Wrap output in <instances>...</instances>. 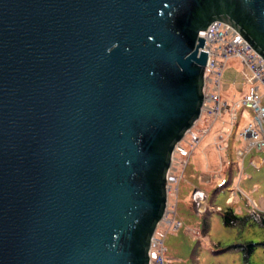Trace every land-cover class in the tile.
Returning a JSON list of instances; mask_svg holds the SVG:
<instances>
[{
    "label": "water",
    "instance_id": "1",
    "mask_svg": "<svg viewBox=\"0 0 264 264\" xmlns=\"http://www.w3.org/2000/svg\"><path fill=\"white\" fill-rule=\"evenodd\" d=\"M216 21L264 59V0H0V264H151Z\"/></svg>",
    "mask_w": 264,
    "mask_h": 264
},
{
    "label": "built area",
    "instance_id": "2",
    "mask_svg": "<svg viewBox=\"0 0 264 264\" xmlns=\"http://www.w3.org/2000/svg\"><path fill=\"white\" fill-rule=\"evenodd\" d=\"M199 36L205 40L204 48L208 53V60L204 73V103L201 116L196 124L186 133L182 141L176 146L172 157V164L167 175L168 181V206L166 214L157 228L151 242V264H170L167 258L168 249L165 246L167 234L178 231L182 223L177 221L178 195L180 183L189 165L193 152L201 145L206 136L211 134L216 125H221L214 130V144L219 153L227 150V141L236 134V126L239 125L240 116L245 110L253 111L251 121L244 128L240 136L247 144L244 149L237 150V157L242 160L254 150H264V59L251 47V45L231 26L222 22H213L209 28L200 32ZM238 60L242 67L243 83L239 84L240 90L247 88L240 99L230 100L224 98L222 93V81L224 72L228 67V61ZM236 84V82H234ZM240 92L237 91L236 94ZM250 165L255 169L264 167V157L256 154L250 157ZM243 167V166H242ZM205 183L213 184L219 179L217 187L226 184L220 173H204ZM202 177H200V180ZM218 182V181H217ZM196 212L204 215L208 212L222 211L221 207L214 208L209 205V196L204 191L197 190ZM244 195L251 201L241 186L232 190L228 199V206L239 204L235 202V196ZM252 209H259L257 202H252ZM199 235V234H198Z\"/></svg>",
    "mask_w": 264,
    "mask_h": 264
},
{
    "label": "rangeland",
    "instance_id": "3",
    "mask_svg": "<svg viewBox=\"0 0 264 264\" xmlns=\"http://www.w3.org/2000/svg\"><path fill=\"white\" fill-rule=\"evenodd\" d=\"M227 64L228 67L222 81V93L224 98L232 100L236 95L237 99H240L242 94L247 92V88L242 90L238 88L239 84L244 81L243 67L236 59L229 60ZM237 91L240 93L236 94ZM239 116L241 119L239 125L236 126L235 140L227 141L226 151L219 153L214 144L212 134L217 127H221L218 124L191 156L179 187L177 221L182 223V227L178 231L169 232L165 239V246L168 249L167 258L170 264H245L242 252L230 247L245 242H264V228L262 227L249 225L243 230L226 227L219 211H207L201 215L196 212L195 208L197 203L195 191L198 190L200 193L204 191L208 194L210 206L226 209L229 207L227 199L232 195V190L241 185L253 198L251 201L259 204V209L256 210L264 211V167L255 169L250 165V157L256 154L264 157V150L261 152L254 150L244 160L237 157L236 151L247 146L240 133L251 121L253 111L245 110L243 113L240 111ZM219 157L222 164L225 165L226 178L229 180L227 183L229 184L216 188L212 183H205L204 173L207 164H209L212 173L220 171ZM200 177H202L201 180ZM238 196L241 201L247 200L244 195ZM251 201L249 200V203L253 205ZM238 206L243 210L247 205L241 206L240 204ZM250 264H264L263 247H256Z\"/></svg>",
    "mask_w": 264,
    "mask_h": 264
},
{
    "label": "trees",
    "instance_id": "4",
    "mask_svg": "<svg viewBox=\"0 0 264 264\" xmlns=\"http://www.w3.org/2000/svg\"><path fill=\"white\" fill-rule=\"evenodd\" d=\"M228 184L229 183L226 185ZM219 214L222 216L226 227L239 228L240 230H243L249 225H257L264 228V212L256 209L253 211L238 213L233 207L229 206L226 209H222ZM257 246H261L264 249V242H245L244 244L233 245L230 248L242 252L245 264H250V259Z\"/></svg>",
    "mask_w": 264,
    "mask_h": 264
},
{
    "label": "crops",
    "instance_id": "5",
    "mask_svg": "<svg viewBox=\"0 0 264 264\" xmlns=\"http://www.w3.org/2000/svg\"><path fill=\"white\" fill-rule=\"evenodd\" d=\"M219 129V127H217L215 130H218ZM236 131V130H235ZM213 136H214V134H212ZM232 139H234V136L231 138V140ZM235 140V139H234ZM233 151H235V150H233ZM219 160L221 161V158L219 157ZM221 169H220V171H219V173H220V175L219 176H222L223 177V181H226V183L229 181V180H227V178H226V171H225V165L224 164H222V161H221ZM206 172H210V173H212L211 171H210V168H209V164H207V166H206ZM218 181V182H217ZM217 183H219V179L217 178L216 179V181H214L213 182V184H214V187H216L217 188ZM241 186V185H240ZM218 188H221V187H218ZM235 189V188H234ZM233 189V190H234ZM241 189L242 190H244L242 187H241ZM244 192L245 193H247V195H250L246 190H244ZM230 198V197H229ZM228 198V199H229ZM228 199H227V204H228ZM253 199V198H252ZM235 202H239V204L238 205H240L241 204V206L242 205H247V206H245L246 208L245 209H243V210H241L240 209V207L238 206L237 207V205L236 206H233V208L236 210V212H238V213H244V212H247L248 210H250V209H252L251 208V204L249 203V201L248 200H245V201H241V199H240V197L239 196H235ZM242 202V203H241ZM251 211V210H250ZM262 212H264V211H262Z\"/></svg>",
    "mask_w": 264,
    "mask_h": 264
}]
</instances>
